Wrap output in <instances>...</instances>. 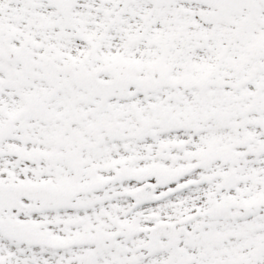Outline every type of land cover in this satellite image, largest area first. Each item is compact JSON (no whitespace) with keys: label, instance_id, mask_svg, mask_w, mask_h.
<instances>
[{"label":"snow or ice","instance_id":"6c2138e0","mask_svg":"<svg viewBox=\"0 0 264 264\" xmlns=\"http://www.w3.org/2000/svg\"><path fill=\"white\" fill-rule=\"evenodd\" d=\"M0 264H264V0H0Z\"/></svg>","mask_w":264,"mask_h":264}]
</instances>
